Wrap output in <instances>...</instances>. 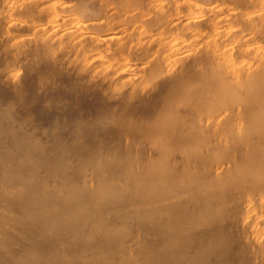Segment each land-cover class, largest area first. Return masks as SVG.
<instances>
[{
	"label": "bare ground",
	"instance_id": "bare-ground-1",
	"mask_svg": "<svg viewBox=\"0 0 264 264\" xmlns=\"http://www.w3.org/2000/svg\"><path fill=\"white\" fill-rule=\"evenodd\" d=\"M0 264H264V0H0Z\"/></svg>",
	"mask_w": 264,
	"mask_h": 264
}]
</instances>
